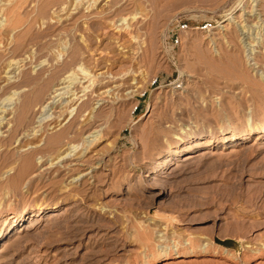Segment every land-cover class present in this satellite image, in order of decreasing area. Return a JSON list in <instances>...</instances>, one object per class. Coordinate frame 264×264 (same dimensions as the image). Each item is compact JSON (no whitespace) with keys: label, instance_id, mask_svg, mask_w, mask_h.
Segmentation results:
<instances>
[{"label":"rangeland","instance_id":"obj_1","mask_svg":"<svg viewBox=\"0 0 264 264\" xmlns=\"http://www.w3.org/2000/svg\"><path fill=\"white\" fill-rule=\"evenodd\" d=\"M87 1L0 0V264H264V0Z\"/></svg>","mask_w":264,"mask_h":264},{"label":"bare ground","instance_id":"obj_2","mask_svg":"<svg viewBox=\"0 0 264 264\" xmlns=\"http://www.w3.org/2000/svg\"><path fill=\"white\" fill-rule=\"evenodd\" d=\"M88 2V5L87 6H90L91 4L93 5L95 2H97L96 0H88L87 1ZM3 5H1V7H0V14L1 13H3L2 12V10H3V7H2ZM254 8V7H253ZM12 11V10H11ZM10 11V12H11ZM9 12V13H10ZM8 19V18H7ZM8 23H10V22H8ZM77 70H81L84 74L83 75H87L88 73L81 67V65H79L78 67H77ZM22 82V81H21ZM136 83V82H135ZM26 84V83H25ZM85 87H87V86H85ZM84 87V88H85ZM254 90L256 91V96L253 98V100H254V103L256 104V106H258V107H260V111L264 114V88L263 87H255L254 88ZM253 90V91H254ZM251 91V90H250ZM249 91V93L251 94V92ZM100 93V92H99ZM96 95V94H95ZM69 97H72V98H70V100H69V105H68V109L69 108H71L73 105H74V103L76 102V100L77 99H79V96H77V93H72ZM246 101V100H245ZM247 102H248V100H247ZM246 102V103H247ZM56 126V124L54 123V125L52 126V127H55ZM259 127V125H256V124H254L253 126H250L249 128L251 129V128H258ZM262 131L264 132V129H262ZM183 142V141H182ZM224 145V144H223ZM221 146V145H220ZM72 147V146H71ZM68 148H70V147H68ZM184 148V147H183ZM166 161H168V159H165ZM28 163V162H27ZM30 163V162H29ZM167 166V165H166ZM160 170H161V168H160ZM164 171V170H163ZM160 174H161V172H160ZM38 211V210H37ZM41 214V212H39V214H37V215H40ZM39 218V217H38ZM17 219V218H16ZM16 221V220H15ZM260 224V223H259ZM245 231V230H244ZM240 233V232H239ZM235 234H237V233H235ZM241 238V237H240ZM170 257V256H169Z\"/></svg>","mask_w":264,"mask_h":264},{"label":"built area","instance_id":"obj_3","mask_svg":"<svg viewBox=\"0 0 264 264\" xmlns=\"http://www.w3.org/2000/svg\"><path fill=\"white\" fill-rule=\"evenodd\" d=\"M185 27H187V24H185V23H181V22H177L176 26L172 29V35H173V34H176V30H177V29H179V28L183 29V28H185ZM174 29H175V30H174Z\"/></svg>","mask_w":264,"mask_h":264}]
</instances>
